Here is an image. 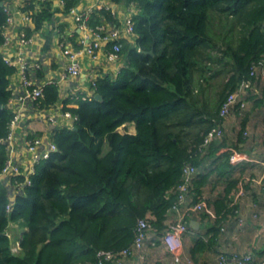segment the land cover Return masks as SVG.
Masks as SVG:
<instances>
[{
  "label": "trees",
  "instance_id": "1",
  "mask_svg": "<svg viewBox=\"0 0 264 264\" xmlns=\"http://www.w3.org/2000/svg\"><path fill=\"white\" fill-rule=\"evenodd\" d=\"M79 1L65 0L63 12ZM133 2L138 9L134 42L120 41L123 67L116 76L96 79L94 94L102 101L78 95L60 102L62 110L76 118V130L54 132L56 151L36 167L31 184L15 198L10 212L0 183V264H97L99 252L129 248L138 221L147 216L156 238L164 235L176 199L172 191L180 185L185 166L200 171L192 183L193 204L201 199L200 188L210 174L223 175L229 156L221 152L226 139L207 147L203 141L225 121L220 110L227 98L258 77L264 60V0ZM51 14L49 8L41 11L34 18L36 28ZM4 21L1 7L0 45ZM103 21L118 24L111 11L95 10L88 26L99 27ZM254 67L258 69L251 77ZM11 74L0 54V141L11 118L6 109ZM217 80L214 100L202 98ZM58 96L57 87L46 86L39 107H51ZM250 97L248 89L245 101ZM130 125L133 132L128 131ZM244 126L242 122L239 138ZM6 158L0 142V170ZM208 162L215 167L204 174L200 168ZM234 185L228 183L219 197L205 202L200 214L205 233L193 240L187 256L182 254V264L197 263L215 247L230 213L228 196ZM208 207L214 210L212 223L207 221ZM191 218L184 217L190 230ZM12 222L25 229L18 253L12 252L6 235ZM159 244L156 241V247Z\"/></svg>",
  "mask_w": 264,
  "mask_h": 264
},
{
  "label": "crops",
  "instance_id": "2",
  "mask_svg": "<svg viewBox=\"0 0 264 264\" xmlns=\"http://www.w3.org/2000/svg\"><path fill=\"white\" fill-rule=\"evenodd\" d=\"M127 1L114 6V18L118 21L117 25L103 21L100 26L107 29L122 26L128 10ZM94 5L95 0H80L76 8L79 11L88 12L93 10ZM51 7L54 10L52 22L45 25L42 30L38 31L35 23H30L24 27L27 29V35L32 39V45L29 47L19 45V30L12 28L9 35L11 41L13 40L16 45L13 51L27 59L40 62L42 70L29 73L35 86H42L48 80L57 82L58 105L67 96L91 97L93 92L89 83L90 71L94 69L104 76L108 74L115 76L119 63L107 64L102 55L94 63L87 56H83L80 58V76L63 78L66 59L60 54L59 45L65 43L79 47L83 33L76 28L73 14L63 12L55 2ZM21 20L22 16L17 15L16 22L18 25ZM8 80L11 98L6 109L10 113L22 111L25 131L42 138L47 137L56 127L50 118L56 114L57 110H37L34 103H21L18 100L23 95L24 89L21 86L17 69L12 68V74ZM250 90L251 97L246 100L245 109L241 111L236 106L224 121L226 147L221 152L229 156L228 161L223 166V175L219 176L214 171L210 174L206 184L200 188V197L205 202L210 203L211 200L222 194L228 183H235L228 196L230 213L220 227L216 245L211 251L201 254L195 264H218L220 257L226 259V264H234L232 259L234 256L245 254H252L253 256V262L249 264L264 262V188L261 185L264 182V60L258 69V77ZM236 108L238 109L235 110ZM242 122H245L243 133L246 135L242 133L239 138L238 133ZM211 162L200 168L202 173L206 174L214 169L215 165ZM206 214L209 216L207 221L212 223L214 220L212 207H208ZM189 224L191 226L190 232L181 238L182 253L185 256H187L193 240L205 233L201 215L191 218ZM24 230L14 222L8 225L6 235L12 240L13 253L19 251V239ZM149 249V246L146 247L140 254L143 259L134 257L127 260L125 264H155L156 262L174 264L171 257L167 256L165 244L160 243L156 252Z\"/></svg>",
  "mask_w": 264,
  "mask_h": 264
},
{
  "label": "built area",
  "instance_id": "3",
  "mask_svg": "<svg viewBox=\"0 0 264 264\" xmlns=\"http://www.w3.org/2000/svg\"><path fill=\"white\" fill-rule=\"evenodd\" d=\"M111 1L112 0H95L93 10L88 12L77 10V5L69 10V12L74 15L76 28L83 33V37L80 39L79 47H73L65 43L59 45V52L62 57L66 59L63 78H76L80 76V58L83 56H87L94 63L98 61L100 55L103 56L107 64L114 65L119 63L115 76L123 67L122 58L119 55L121 50L120 41L125 40L128 43L134 42L133 19L137 16L138 9L133 0H130L122 26H114L110 29L104 26H97L95 28L88 26L90 14L95 10L111 11V14L115 17L114 6L116 4ZM53 2H55L61 10H64L65 0H5L2 3L5 21L1 33L3 42L0 45V54L3 61L9 67L15 68L18 71V77L24 89L23 95L19 97L18 100L21 103H34L37 110H57L56 114L50 118L53 120L52 124L56 127L55 129L53 128L45 138L25 131L22 111L19 110L18 112L15 111L11 113V118L7 126V135L0 141L5 146L7 152L6 161L0 170V183L6 189L8 197L7 212L12 210L15 198L23 195L25 187L31 184V177L35 174L36 167L40 162L48 159L49 156L56 151V145L53 141L54 132L57 129H73L76 119L69 112L63 111L61 105H58L57 102L47 109L39 107V103L43 99L44 88L46 86L57 87V82L48 80L42 86H35L29 73H36L42 70L40 62L27 59L24 56L18 55L16 51H13L16 45L13 40L11 41L9 35L12 28L18 29L19 45L21 47H29L32 45V39L27 35V29L24 27H27L30 23L34 24V18L47 8H49L52 13L51 17L41 22L38 31L42 30L45 25L50 24L54 12L51 7ZM17 15L22 16L19 25L16 22ZM257 69L258 67H254V69L251 70V77L255 75V70ZM103 76L104 75L97 70L93 69L90 71L89 83L93 94L91 97L87 98L90 99L94 97L95 81ZM63 78L61 79L64 80ZM248 89H251V81L244 82L238 92L227 98L220 110L222 119H226L236 106H238L241 111L245 109V94ZM224 127L225 125L223 122L218 125L215 130L209 132L204 138L203 147H207L213 141L220 140L223 137ZM244 135H246V133H244ZM199 174L200 171L190 165L183 168L181 183L172 191L176 199L168 211L169 219L167 230L162 237L156 238L154 229L149 221L151 217L147 216L138 221L135 228L134 241L129 248L119 253L99 252L97 264H124L129 259L140 257V254H142L146 247H155L156 241L165 244L174 264H182L183 253L181 238L183 235L190 232L184 217H195L206 210V203L203 198L194 204L191 203L190 200L192 183ZM261 185L264 188V182ZM140 258L143 259L142 256ZM232 259L234 264H249L252 262L253 256L252 254H245L234 256ZM219 263L226 264V259L220 257ZM261 264H264V262Z\"/></svg>",
  "mask_w": 264,
  "mask_h": 264
},
{
  "label": "rangeland",
  "instance_id": "4",
  "mask_svg": "<svg viewBox=\"0 0 264 264\" xmlns=\"http://www.w3.org/2000/svg\"><path fill=\"white\" fill-rule=\"evenodd\" d=\"M218 87H220V85H218V80L215 82V81H211V83L209 84V86L207 87V89H206V91H205V94L202 96V98H207V99H209V97H210V99L213 101L214 100V97H215V93L217 92V91H219V88ZM197 96H199L200 97V95L198 94ZM128 131L129 132H133L134 130H133V125H130L129 127H128ZM119 132H121V133H123V130H119ZM226 137H225V127H224V130H223V137L221 138V139H225ZM104 150H106V145L104 146ZM20 230V229H19ZM149 250L150 251H152V252H156L158 249H157V247H156V245H155V247H151V246H149ZM146 258H148L147 257V255H146ZM146 258H145V260H146ZM125 264V263H124Z\"/></svg>",
  "mask_w": 264,
  "mask_h": 264
},
{
  "label": "water",
  "instance_id": "5",
  "mask_svg": "<svg viewBox=\"0 0 264 264\" xmlns=\"http://www.w3.org/2000/svg\"><path fill=\"white\" fill-rule=\"evenodd\" d=\"M2 7V2H0V8ZM152 54V52H151ZM96 101H102V97L99 95V94H95L94 97H93ZM1 108V106H0ZM73 130H76L75 127H73ZM192 225V224H191Z\"/></svg>",
  "mask_w": 264,
  "mask_h": 264
}]
</instances>
